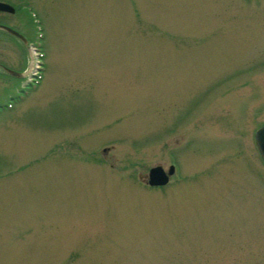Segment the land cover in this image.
Segmentation results:
<instances>
[{"label":"rangeland","instance_id":"1","mask_svg":"<svg viewBox=\"0 0 264 264\" xmlns=\"http://www.w3.org/2000/svg\"><path fill=\"white\" fill-rule=\"evenodd\" d=\"M0 2V264H264V0Z\"/></svg>","mask_w":264,"mask_h":264},{"label":"water","instance_id":"2","mask_svg":"<svg viewBox=\"0 0 264 264\" xmlns=\"http://www.w3.org/2000/svg\"><path fill=\"white\" fill-rule=\"evenodd\" d=\"M0 12L1 13H8V14H13L15 12L14 8L11 7L8 4L0 2ZM0 29L5 30L13 36L21 39L25 43V39L22 35L17 33L16 31L12 30L11 28L0 26ZM8 74L13 75L15 77L20 78L21 75L7 71ZM255 139V144L258 149V152L260 154V157L264 163V126L261 127L254 135ZM106 151V150H104ZM175 173V168L174 166H170L169 170L165 172L160 166L154 167L149 170L148 173V180H147V185L151 188H162L166 186L169 183L170 177H172Z\"/></svg>","mask_w":264,"mask_h":264},{"label":"flooded vegetation","instance_id":"3","mask_svg":"<svg viewBox=\"0 0 264 264\" xmlns=\"http://www.w3.org/2000/svg\"><path fill=\"white\" fill-rule=\"evenodd\" d=\"M2 14H4V13H1V12H0V15H2ZM0 26H4V27H6L5 24H3V23H1V22H0ZM12 30H14V31H16L17 33H19L20 35H22L20 31H17V30H15L14 28H13ZM0 31H3V32H5V33L8 34V35H12V37H14L17 41H19V43H21V44L24 43L21 39H19V38L13 36V34L7 32V31H5V30H2V29H0Z\"/></svg>","mask_w":264,"mask_h":264}]
</instances>
